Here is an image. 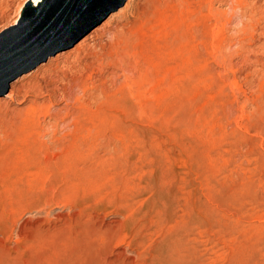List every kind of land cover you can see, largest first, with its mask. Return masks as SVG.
I'll return each mask as SVG.
<instances>
[{"label":"rangeland","instance_id":"obj_1","mask_svg":"<svg viewBox=\"0 0 264 264\" xmlns=\"http://www.w3.org/2000/svg\"><path fill=\"white\" fill-rule=\"evenodd\" d=\"M131 1L0 94V264H264V0H196L198 50L107 100L158 37Z\"/></svg>","mask_w":264,"mask_h":264},{"label":"water","instance_id":"obj_2","mask_svg":"<svg viewBox=\"0 0 264 264\" xmlns=\"http://www.w3.org/2000/svg\"><path fill=\"white\" fill-rule=\"evenodd\" d=\"M124 0H45L0 32V94L20 73L71 46Z\"/></svg>","mask_w":264,"mask_h":264},{"label":"bare ground","instance_id":"obj_3","mask_svg":"<svg viewBox=\"0 0 264 264\" xmlns=\"http://www.w3.org/2000/svg\"><path fill=\"white\" fill-rule=\"evenodd\" d=\"M44 1L45 0H28L27 4L29 6H33V10L29 14H32V13H35L36 11H38V9L41 7V5L43 4ZM135 1L136 0H132L130 2L132 8H136V6H137V4L139 2L137 0V2L134 3ZM143 1H144L143 4L145 5V7L143 8L145 10V13H144V16H142V18H141V19H143L142 20L143 23L142 22L141 23H142L143 26L145 24L146 25L148 24L149 16L147 15V12H151L153 14V17L157 18V23L155 21V24L156 25L158 24L159 30L156 32V34L158 35L159 38L155 37V40H156L155 42L152 39L151 42H153V43H151L150 45L147 44L149 46L144 47V45H143L144 49L142 50L141 53H143V51H145V53H143L141 55L140 52H139V54L142 56V57L141 56H139V57L142 58V59H138L137 62H136L137 59L134 61V62L137 63V66H136L137 74L133 78H129L130 76L126 77L125 78V84H123L122 88L119 90V94L117 93V94L114 95V97L112 99H107V100H117V101L118 100H126L128 98V96H133V98H134V96H136L137 100H141L144 97V94H145L144 92L145 91L144 92L140 91L139 93H136L135 95H133L132 90H131L132 88L129 89V90H126L125 88L126 87L130 88V87H132L134 85H137L138 87L139 86L142 87V86H144L146 84H148L149 86L151 85V86L155 87V85L158 84L159 81H161V78H159L158 75H159V72H160V70L162 68H166L169 71L170 70H174V66L173 65H174V62H175V60H174L175 40H177L178 42L184 41V45L186 44L188 47L191 48V49L190 48L189 49L192 50V51L194 50V48H195V50H198L197 49L198 48L197 47L198 46L197 45L198 42L196 43L197 34H198V31H199V29L197 27L198 23L202 22L201 30H200V32L202 34L208 31V28L206 27L207 23L204 21V19H206V18H204L205 15L203 16V15L199 14L200 11H201V5H202L201 2L202 1H196V0H166L165 5H160L158 2H155V0H143ZM207 1L209 3L220 2V0H207ZM205 2H206V0H205ZM23 8H25V7L23 6ZM22 10H24V9H22ZM23 17H24L23 14H19V20L16 22V24L19 23V21H22ZM156 18H155V20H156ZM145 21L147 23H145ZM151 26H153V25H151ZM147 29H148V27H147ZM150 29L151 28H149V30ZM175 31H176V33H175ZM219 34H221V33H219ZM219 34H217V35H219ZM122 41H123V39H122ZM122 41L119 40L120 44L122 43ZM120 44H119V46H120ZM126 45H128V44H126V41H125V42H123V45L120 46V49H118V50L115 49V51L113 49L114 52H113L112 55L113 56L115 55L117 57V55H120L121 53L126 54L127 50L129 52V49L127 48L128 46H126ZM91 47H92V44H91ZM97 47H96V45H93L92 49H94V52L96 51ZM99 48H101V47H99ZM134 55H136V54H134ZM161 77H162V75H161ZM164 78H162V79H164ZM144 89L146 90V88H144ZM13 95H14L13 92L10 91L7 96L12 98ZM159 95H158V97H159ZM109 104H112V102L111 103L109 102ZM115 104H117V103H115ZM113 105H114V103H113ZM113 105H111V107ZM81 106H82V104H81ZM95 106H96V104H95ZM115 106H117V105H115ZM139 106H141V105L139 104ZM140 111H142V109ZM121 112H123V111L121 110ZM86 113L90 114V116L91 115L93 116V113H89L88 110H87ZM76 122H77V120H76ZM77 138H79V135H78ZM72 141H73V139H72ZM72 145H70V146H72Z\"/></svg>","mask_w":264,"mask_h":264}]
</instances>
